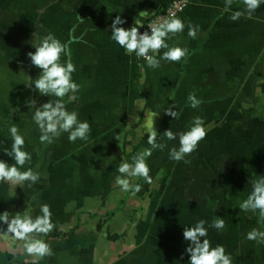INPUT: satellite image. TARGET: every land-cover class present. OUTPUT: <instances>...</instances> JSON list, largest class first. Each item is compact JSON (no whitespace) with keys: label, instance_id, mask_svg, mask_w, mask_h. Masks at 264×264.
I'll return each mask as SVG.
<instances>
[{"label":"crops","instance_id":"1","mask_svg":"<svg viewBox=\"0 0 264 264\" xmlns=\"http://www.w3.org/2000/svg\"><path fill=\"white\" fill-rule=\"evenodd\" d=\"M167 1L0 0V159L14 163L4 151L11 149L8 129L15 124L32 155L21 170L41 173L31 187L0 183V212L28 208L35 216L40 204L50 205L53 232L59 233L45 238L54 255L39 264H188V256L182 258L184 227L217 216L226 226L222 232L209 228L212 245H223L233 264H264V244L245 238L253 228L264 231V225L258 214L239 209L251 180L264 175V3L251 19L234 22L229 17L243 10L241 0L228 12L225 0H186L177 17L199 25L197 37L189 38L185 27L166 42L187 48V62L161 61L153 70L110 39V24L120 15L127 21L122 27L139 26ZM49 32L61 42L70 32L83 38L70 45L73 79L82 87L74 102L65 101L89 122L86 141L69 142L64 133L45 146L31 119L28 104L35 99L38 106L50 97L26 86L28 76L39 74L27 53L35 51L34 33ZM189 93L202 101L198 108L188 105ZM170 108L178 118L166 114ZM196 116L205 122L206 138L186 157L190 164L170 160L168 148L178 147V140L168 141L163 132L184 131ZM152 127L157 142L168 145L147 158L152 183L131 178L140 192H123L115 184L118 166L150 147ZM0 264H33V259L19 242L0 235Z\"/></svg>","mask_w":264,"mask_h":264},{"label":"clouds","instance_id":"2","mask_svg":"<svg viewBox=\"0 0 264 264\" xmlns=\"http://www.w3.org/2000/svg\"><path fill=\"white\" fill-rule=\"evenodd\" d=\"M233 2L234 0H225V12L230 11ZM241 2L243 10L232 12L229 17L231 21H238L241 17L251 19L264 0H241ZM125 23L127 21L120 15L112 20L110 39L119 45L126 55L130 57L134 55L137 61L143 59L147 67L153 70L161 66V61L179 63L184 60L187 62L188 49L170 46L166 41L182 33L185 27L188 29V37L192 39L197 37L200 30L199 25H193L191 22L185 25L182 19L175 16H163L151 22L148 25L150 33L147 30L141 33L139 28L143 27L142 25L122 27ZM135 23L139 24L138 21ZM81 42H84L83 38L75 37L72 32L67 42H61L51 32L42 37L39 33L33 34L31 45L35 51H29L27 58L30 60V67L39 69V74L35 79L28 76L26 86L33 87L40 96H47L50 99L38 106L33 99L28 104V108L34 110L31 112V119L39 130V142L45 146L55 143L64 133H67L69 142L86 141L91 132L89 122L81 121L78 112L69 111L65 101L67 97V103L74 102L77 99L75 94L82 87L73 79V73L77 69L72 62L70 48L72 43ZM161 49H166L162 55ZM141 70L143 71V68ZM53 97L55 99H51ZM187 102L193 109L198 108L202 103L195 93H189ZM173 108L167 109L166 114L176 119L178 114ZM8 132L12 140L11 149H5L4 153L11 157L14 163L9 164L0 159V183L9 184L13 188L22 187L27 183L31 187L39 182L41 173L33 170L32 167L21 170L26 164L31 163L32 155L25 150V137L15 124L8 129ZM163 134L168 141L178 140V147L168 148L169 159L177 163L182 161L190 164L191 161L186 157L197 151L200 142L207 136V129L203 118L196 116L191 121V127L186 130L173 132L169 128ZM157 135L154 127L150 128L147 133V143L150 147L133 155L131 162L125 160L120 162L117 169L119 175L115 178V184L121 191L133 190V194L140 192L141 185H132L131 178H143L146 183H152L147 158L151 157L154 150L163 151L168 147L166 143L157 142ZM73 205L67 206L65 211H70ZM239 209L244 213L258 214V223L264 225V175L251 180V191L247 198L240 202ZM225 226V220L217 216L211 223L200 219L194 225L184 227L182 236L187 241V247L182 258L186 254L189 258L188 264H233L232 257L226 253L225 247L221 244L213 246L207 238L209 228L222 232ZM55 228L51 207L47 203L39 205V214L35 216L28 208L22 212L11 213L8 210L0 212V235H6L13 241L19 242V248L33 259V264H39L45 257L54 255L53 249L45 238ZM245 238L264 244V231L253 228L246 233Z\"/></svg>","mask_w":264,"mask_h":264},{"label":"built area","instance_id":"3","mask_svg":"<svg viewBox=\"0 0 264 264\" xmlns=\"http://www.w3.org/2000/svg\"><path fill=\"white\" fill-rule=\"evenodd\" d=\"M186 7V0H168L167 2L161 4L154 10H151L144 18L142 26L140 27V32L149 31L148 25L163 16H175L177 17L181 12L184 11ZM141 61H144L141 59Z\"/></svg>","mask_w":264,"mask_h":264},{"label":"trees","instance_id":"4","mask_svg":"<svg viewBox=\"0 0 264 264\" xmlns=\"http://www.w3.org/2000/svg\"><path fill=\"white\" fill-rule=\"evenodd\" d=\"M113 212H114V209L105 212V214L103 215V217H101V218L99 219L98 223H97V230H99V229L101 228L103 221H104L106 218L110 217V216L112 215ZM11 213H12V212H11ZM56 233H59V232H53V231H52L50 234H56Z\"/></svg>","mask_w":264,"mask_h":264}]
</instances>
